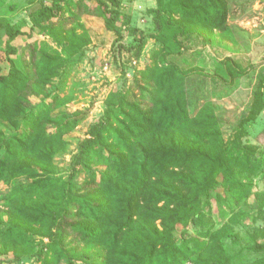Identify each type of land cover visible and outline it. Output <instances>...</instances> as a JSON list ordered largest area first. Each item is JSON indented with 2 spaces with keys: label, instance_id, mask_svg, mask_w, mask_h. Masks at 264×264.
Listing matches in <instances>:
<instances>
[{
  "label": "trees",
  "instance_id": "1",
  "mask_svg": "<svg viewBox=\"0 0 264 264\" xmlns=\"http://www.w3.org/2000/svg\"><path fill=\"white\" fill-rule=\"evenodd\" d=\"M65 2H40L39 11L30 15L32 32L40 29L50 33L55 21L63 28ZM157 4L153 11L157 35L131 27L119 0H96L95 9L83 0L76 5L103 17L107 30L116 33L120 41L125 36L121 27L125 26L137 43L127 49L129 52L143 46L148 38H157L164 27L174 30L173 40L179 49L175 54H156L163 66L142 73L153 85L148 89L144 83L140 96L133 99L120 93L118 104L111 105L101 122L92 127L93 140L82 152L87 161L96 157L105 170L99 179L93 172L77 194L64 197L60 205L57 194L61 179L54 177V159L66 150L64 137L86 120L89 109L69 116L55 115L62 98L54 96L36 113L26 112L39 102L35 85L46 86L55 77L60 58L46 59L43 69L36 67L33 74L17 68L11 58L7 59L8 74L0 68V123L24 128L10 137L0 128V184L21 178L33 181L12 191L3 204L9 208L10 221L1 235L16 261L33 252L34 228L46 230L52 225L56 235L38 252L46 264L65 259V235L103 247L102 264H186L194 256V264H231L229 260L208 259L206 245L194 251L183 238L192 220L203 219L205 202L218 186L225 164L216 148L222 135L215 108L192 105L187 89L190 73L177 62L189 27L206 32L226 28L228 0H157ZM7 35L8 54L16 55L12 43L27 33L8 25ZM125 48L120 45V49ZM245 72L227 60L216 79L231 87ZM263 111L264 81L259 84L247 121H256ZM95 142L98 148L93 146ZM91 147L97 148L93 154Z\"/></svg>",
  "mask_w": 264,
  "mask_h": 264
},
{
  "label": "rangeland",
  "instance_id": "2",
  "mask_svg": "<svg viewBox=\"0 0 264 264\" xmlns=\"http://www.w3.org/2000/svg\"><path fill=\"white\" fill-rule=\"evenodd\" d=\"M65 1L61 21L64 27L60 21H55V28L48 33L40 29L32 32L30 15L39 11L40 2L52 5L53 0H0L2 73L10 71L8 58L13 59L17 68L31 74L36 67L43 69L46 59L62 60L55 77L46 86L35 85L39 104L26 112L36 113L54 96L62 98L55 115L69 116L89 109L86 120L64 137L66 150L54 159V177L61 179L57 194L59 205L64 197L77 194L93 172L99 179L105 170L96 157L87 161L82 152L88 148L86 143L93 140L92 127L101 122L111 105L118 104L120 93H127L128 99H133L140 96L144 83L148 89L153 85L149 78L143 79L142 73L163 66L156 54H175L179 49L173 40L174 30L164 27L157 38H148L143 46L129 52L127 49L137 43L125 26L121 27L125 36L120 41L116 33L107 30L103 17L76 8L81 0ZM83 1L95 9L96 0ZM119 1L121 12L129 17L131 27L146 35L158 34L153 12L158 8L157 0ZM228 5L226 28L206 32L201 27H189L182 37L184 47L177 59L190 73L187 89L192 105L199 108L210 104L215 108L222 135V142L216 148L225 164L218 186L212 188L205 202L203 219L192 220L184 229L183 238L188 239L194 251L206 245L208 259L229 260L231 264H264V111L256 121H247L259 84L264 81V0H228ZM8 25L27 33L13 41L16 55L8 54ZM122 44L126 47L123 50L120 49ZM33 49H37L35 63ZM227 60L236 69L246 71L231 87L216 79ZM0 128L6 137L24 129L6 122L0 123ZM93 146L98 148V143ZM94 147L90 149L92 154L97 149ZM32 182L21 178L0 184V264H46L44 256L38 252L56 235L52 225L46 230L34 228L33 252L24 253L17 261L1 235L10 221L9 208L3 205L5 199L16 188ZM62 249L65 259L59 264L103 262L104 248L87 245L76 235H65ZM196 257L186 264H194Z\"/></svg>",
  "mask_w": 264,
  "mask_h": 264
}]
</instances>
